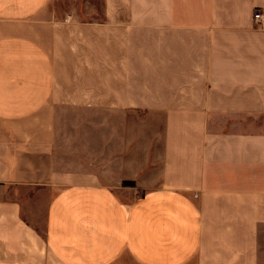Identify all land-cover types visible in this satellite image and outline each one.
<instances>
[{
	"label": "crops",
	"instance_id": "obj_1",
	"mask_svg": "<svg viewBox=\"0 0 264 264\" xmlns=\"http://www.w3.org/2000/svg\"><path fill=\"white\" fill-rule=\"evenodd\" d=\"M53 1L0 0V264H264V0Z\"/></svg>",
	"mask_w": 264,
	"mask_h": 264
},
{
	"label": "rangeland",
	"instance_id": "obj_2",
	"mask_svg": "<svg viewBox=\"0 0 264 264\" xmlns=\"http://www.w3.org/2000/svg\"><path fill=\"white\" fill-rule=\"evenodd\" d=\"M51 7L56 10H102L105 9V0H54ZM40 201L44 196L40 195ZM41 233V232H40ZM42 235V234H41ZM45 253L44 250H42ZM36 264H57L46 254Z\"/></svg>",
	"mask_w": 264,
	"mask_h": 264
},
{
	"label": "built area",
	"instance_id": "obj_3",
	"mask_svg": "<svg viewBox=\"0 0 264 264\" xmlns=\"http://www.w3.org/2000/svg\"><path fill=\"white\" fill-rule=\"evenodd\" d=\"M253 19L259 29L264 32V12L262 10H256Z\"/></svg>",
	"mask_w": 264,
	"mask_h": 264
}]
</instances>
